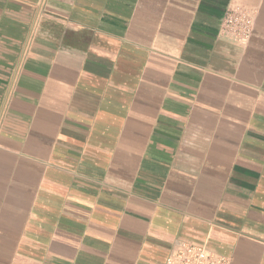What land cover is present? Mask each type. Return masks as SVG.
Instances as JSON below:
<instances>
[{"label":"crops","instance_id":"0c3cea01","mask_svg":"<svg viewBox=\"0 0 264 264\" xmlns=\"http://www.w3.org/2000/svg\"><path fill=\"white\" fill-rule=\"evenodd\" d=\"M183 240L264 264V0H0V264Z\"/></svg>","mask_w":264,"mask_h":264},{"label":"built area","instance_id":"2783aa9c","mask_svg":"<svg viewBox=\"0 0 264 264\" xmlns=\"http://www.w3.org/2000/svg\"><path fill=\"white\" fill-rule=\"evenodd\" d=\"M253 26L252 10L239 4L227 8L221 21V31L240 45L249 41ZM164 264H229V258L203 244L183 240L174 246Z\"/></svg>","mask_w":264,"mask_h":264}]
</instances>
